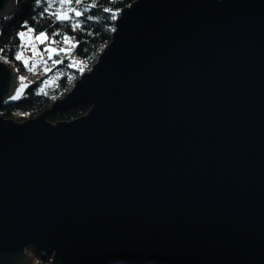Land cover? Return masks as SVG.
<instances>
[{
	"label": "water",
	"instance_id": "1",
	"mask_svg": "<svg viewBox=\"0 0 264 264\" xmlns=\"http://www.w3.org/2000/svg\"><path fill=\"white\" fill-rule=\"evenodd\" d=\"M115 25L64 97L0 116V264H32L30 246L53 264H264V0H136ZM17 77L0 60V110Z\"/></svg>",
	"mask_w": 264,
	"mask_h": 264
},
{
	"label": "trees",
	"instance_id": "2",
	"mask_svg": "<svg viewBox=\"0 0 264 264\" xmlns=\"http://www.w3.org/2000/svg\"><path fill=\"white\" fill-rule=\"evenodd\" d=\"M136 0H81V4L76 7L84 12L85 16H92L91 20H84V27L79 30L70 28L71 22L57 21L51 13L61 11L58 0H47V3H35V0H16V7L12 13L0 19V60L4 61L18 75L26 73L33 67L41 72L42 77L36 82H30L25 89L24 96L18 99L9 98L5 101L0 110V116L15 122H24L45 112L59 98L64 97L74 86V83L82 74L91 70L97 63L99 56L112 41L113 33L116 30V20L120 11L130 6ZM51 3L53 7L45 14L41 11ZM67 5L63 11H67ZM115 16V19L112 17ZM35 29V33L45 31L51 37L59 32L66 34L70 38L79 41V46H75L70 39L68 47L72 49L70 55L63 56V63H53L48 60L47 53L38 59H31L27 66L24 60L27 59L25 51L27 46L25 40L21 41L18 32L26 30L23 25ZM59 42L61 36H56ZM41 51L44 45L38 43ZM62 47V44L53 45ZM21 55L22 60H16V55ZM60 59V57H53ZM50 71H45V68ZM91 105L79 104L64 111H57L48 116L52 123L68 121L88 113ZM26 251L32 256V264H53L54 256L47 254L45 250L32 246ZM99 264H170L156 260L133 259L128 257L108 258Z\"/></svg>",
	"mask_w": 264,
	"mask_h": 264
},
{
	"label": "snow or ice",
	"instance_id": "3",
	"mask_svg": "<svg viewBox=\"0 0 264 264\" xmlns=\"http://www.w3.org/2000/svg\"><path fill=\"white\" fill-rule=\"evenodd\" d=\"M41 2L47 3V0H35V3L37 4ZM58 3L61 11H53L51 15L57 21L71 22L70 28L73 30H79L84 27V22L78 18L84 17V20H91L93 18L92 16H85L84 12L78 10L76 6L81 4V0H58ZM66 5L68 10L63 11ZM52 7L53 5L51 3H48L47 8L41 11V15L47 13ZM112 18L115 19V16H113ZM23 27L26 29L27 32L34 33V35L32 36V40L34 42H38L40 45H44L42 51L38 48L36 50L40 51L42 57L44 56L45 53H47V59L44 60L45 65H47L48 60H52L53 63H63V56L70 55L72 51V49L68 47V42L70 39L72 40V43L77 47L79 46L80 43L74 38H70L68 35L61 34L59 32L54 33V35L51 37L45 31H40L38 34H35V29L28 26L27 22L24 23ZM25 35H26L25 31L18 32V36L21 41L24 40ZM56 36H61V40L59 42L55 39ZM58 43L64 46L62 47L53 46ZM53 57H60V59H53ZM15 59L19 61L22 60L23 57L18 54L15 56ZM28 63H29L28 60H24L25 66H27ZM45 71H50V69L46 67ZM24 79L25 77L23 76L20 77L21 81H23ZM20 95L21 93L18 90L17 94L11 98L18 99Z\"/></svg>",
	"mask_w": 264,
	"mask_h": 264
},
{
	"label": "rangeland",
	"instance_id": "4",
	"mask_svg": "<svg viewBox=\"0 0 264 264\" xmlns=\"http://www.w3.org/2000/svg\"><path fill=\"white\" fill-rule=\"evenodd\" d=\"M24 31L26 32L24 40H25V45L27 46V49L25 51V54H26V57H27L26 60L30 61L31 59H38L41 54H40V51H37L36 49L37 48L40 49V47L38 46V42H34L32 40V36L34 35V33H29L26 30H24ZM21 76L25 77V79L23 81L20 80ZM29 83H30V81L26 78L25 74L24 73H20L18 75V77H17V84H16V87H15V90L12 93V95L10 96V98L15 96L17 94L18 90L21 93L20 97L24 96L25 89L29 85ZM28 255H30V254L28 253Z\"/></svg>",
	"mask_w": 264,
	"mask_h": 264
},
{
	"label": "built area",
	"instance_id": "5",
	"mask_svg": "<svg viewBox=\"0 0 264 264\" xmlns=\"http://www.w3.org/2000/svg\"><path fill=\"white\" fill-rule=\"evenodd\" d=\"M25 76L30 82L34 83L40 80V78L42 77V74L41 72H39V70H37L36 67H33L32 70L28 71Z\"/></svg>",
	"mask_w": 264,
	"mask_h": 264
}]
</instances>
